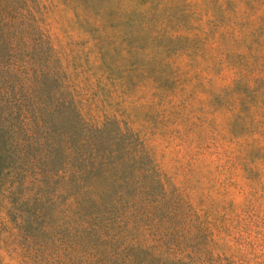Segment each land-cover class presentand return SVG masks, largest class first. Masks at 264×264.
<instances>
[{
    "label": "rangeland",
    "instance_id": "obj_1",
    "mask_svg": "<svg viewBox=\"0 0 264 264\" xmlns=\"http://www.w3.org/2000/svg\"><path fill=\"white\" fill-rule=\"evenodd\" d=\"M0 108V264H264V0H0Z\"/></svg>",
    "mask_w": 264,
    "mask_h": 264
},
{
    "label": "trees",
    "instance_id": "obj_2",
    "mask_svg": "<svg viewBox=\"0 0 264 264\" xmlns=\"http://www.w3.org/2000/svg\"><path fill=\"white\" fill-rule=\"evenodd\" d=\"M16 108L18 109V105H16ZM1 110L0 108V171L2 170V163L7 160L8 152L12 150L9 142V131L12 124L7 121Z\"/></svg>",
    "mask_w": 264,
    "mask_h": 264
}]
</instances>
